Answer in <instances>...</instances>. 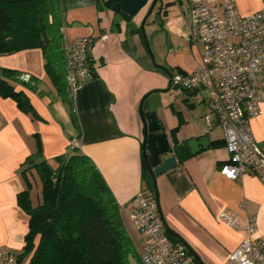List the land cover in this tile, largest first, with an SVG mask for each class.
<instances>
[{
	"label": "crops",
	"instance_id": "0c3cea01",
	"mask_svg": "<svg viewBox=\"0 0 264 264\" xmlns=\"http://www.w3.org/2000/svg\"><path fill=\"white\" fill-rule=\"evenodd\" d=\"M235 1L242 14L256 11L264 4V0ZM165 2L171 4L165 9L170 10L171 18L184 13L181 0H161L158 11L165 8ZM147 7L134 16H126L111 10L105 0H65L61 29L64 41L82 36L91 38L89 57L93 76L79 86L73 97L72 110L77 121L72 120L65 98L46 73L40 48L0 54V67L17 69L22 77L36 78L31 88L14 86L23 90L35 114L22 111L11 97L0 96V247L17 255L23 248L29 216L18 205L17 195L26 188L25 175L31 183V204L40 201L34 169L22 173L27 158L36 151L37 134L41 158L52 167L57 165L54 160L57 155L73 151L68 148L70 140L78 141L75 149L87 155L100 172L118 204L124 229L137 243V252L140 251L142 238L126 210L134 194L146 187L141 179L139 102L143 98V109L155 114L171 141L169 130L181 120L174 135L175 143H184L206 130L202 115L207 109L205 96H195L199 91H188L189 96H179L178 102L158 96L166 111L149 95L165 91L169 77L152 63L139 30ZM186 8L188 11L187 5ZM145 25L146 21L144 32ZM158 55L165 67L172 65L182 72L191 71L199 62V52L198 56L185 53L176 57L158 51ZM216 129L219 128L203 133L209 138L207 148L192 154L184 146L183 161L155 178L167 236L182 242L203 264H229V253L246 234L243 226L247 217L255 219L252 242L258 245L264 239V183L253 173L229 179L218 171V165L228 154L222 132L212 135ZM250 131L256 144L264 148V103L261 113L250 120ZM221 211L234 215L237 225L220 220ZM27 260L25 257L19 264H26Z\"/></svg>",
	"mask_w": 264,
	"mask_h": 264
},
{
	"label": "built area",
	"instance_id": "2783aa9c",
	"mask_svg": "<svg viewBox=\"0 0 264 264\" xmlns=\"http://www.w3.org/2000/svg\"><path fill=\"white\" fill-rule=\"evenodd\" d=\"M186 1L189 40L198 46L199 62L191 71L170 74V85L204 92L203 133L218 127L228 154L218 171L229 179L253 173L264 183V148L256 144L250 131V120L261 113L264 103V4L242 14L235 0ZM90 45L89 36L62 44L65 80L72 98L93 76ZM77 146L76 139L68 143L70 149ZM126 210L142 238L140 264H203L182 242L167 236L153 189L138 190ZM218 217L231 226L238 223L226 211ZM243 227L246 234L229 253V264H264V239L258 245L251 239L254 217H247ZM0 264H17V253L0 247Z\"/></svg>",
	"mask_w": 264,
	"mask_h": 264
},
{
	"label": "trees",
	"instance_id": "16d2710c",
	"mask_svg": "<svg viewBox=\"0 0 264 264\" xmlns=\"http://www.w3.org/2000/svg\"><path fill=\"white\" fill-rule=\"evenodd\" d=\"M115 1L105 3L110 7ZM64 8L65 0H0V54L40 48L46 73L65 98L72 120L77 121L65 80ZM31 82H36L34 76L25 80L19 70L0 67V96L11 97L22 111L35 114L23 90L14 87L31 88ZM180 122L169 130L174 143ZM35 142L36 151L27 158L22 173L34 169L40 181V201L31 204V183L25 175L26 188L18 193L17 203L29 219L17 264L25 257L26 264H130V256L139 261L118 204L90 158L74 148L57 155V165L52 167L41 158L37 134ZM141 168L143 183L154 191L143 154Z\"/></svg>",
	"mask_w": 264,
	"mask_h": 264
},
{
	"label": "water",
	"instance_id": "95a60500",
	"mask_svg": "<svg viewBox=\"0 0 264 264\" xmlns=\"http://www.w3.org/2000/svg\"><path fill=\"white\" fill-rule=\"evenodd\" d=\"M156 2L157 0H118L113 2L110 6V9L113 11H123L129 16H134L143 7L148 5L146 12L141 19L140 30L143 36L146 50L152 61L153 55L144 32V23L149 17V15L152 13ZM154 65L162 69L168 75V86H170V73L167 68L163 65L156 63ZM142 104L143 98L140 100L138 105V112L142 122L141 154H143L146 159L147 170L151 177V184L154 188L157 201L155 181L156 176L174 167L177 163L183 161L184 154L182 150L184 146L190 150V153L194 154L200 149L207 148L209 144V138L207 135H204L202 133L200 136H193L186 139L184 143H174L173 141L169 140L166 132L162 130V126L158 123L155 114L144 110Z\"/></svg>",
	"mask_w": 264,
	"mask_h": 264
},
{
	"label": "rangeland",
	"instance_id": "374dc122",
	"mask_svg": "<svg viewBox=\"0 0 264 264\" xmlns=\"http://www.w3.org/2000/svg\"><path fill=\"white\" fill-rule=\"evenodd\" d=\"M161 0H157V3L152 11V13L149 15V17L146 20L145 25V32L149 39L148 44L150 47V50L153 55V64H160L165 65V62L159 58L158 51H161V54L164 52L171 53L172 56H182L185 53L194 54L195 56H198V50L196 47V44H194L192 41L189 40V30L187 25L188 20V11L186 8V1L181 0L180 7L181 9H184V13H180V17L175 18L168 14L170 13V10H165L168 8V6L171 4L169 2H165V8L162 11H158L157 6ZM167 1V0H163ZM173 5V4H172ZM179 10V6L176 3L175 4ZM169 11V12H168ZM172 13V12H171ZM146 37V38H147ZM159 61H162L161 63ZM169 73H177L179 72L178 69L175 66H166ZM189 92L186 90H183L181 88L175 87L170 85L165 91H159L150 93V96H154V103L158 105L161 109L167 108L165 106H162L163 100L160 99L158 96H165L167 101H180L179 96H189ZM204 92L199 91L196 93L195 96H203ZM185 104V102L183 101ZM165 111L167 109H164ZM221 131L219 129L214 130L212 135H217ZM70 149V148H69ZM72 150V149H70ZM40 181L37 178V184L36 189L39 191V197H40ZM37 191V193H38ZM122 222V220H121ZM123 225V223H122ZM124 227V225H123ZM126 231V230H125ZM127 233V232H126ZM129 236V235H128ZM131 245L136 253L137 252V243L135 240L130 239ZM130 264H140L139 261H137L134 257L130 256Z\"/></svg>",
	"mask_w": 264,
	"mask_h": 264
}]
</instances>
